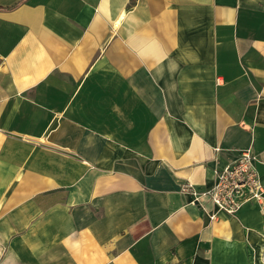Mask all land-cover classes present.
Segmentation results:
<instances>
[{"label": "crops", "instance_id": "obj_1", "mask_svg": "<svg viewBox=\"0 0 264 264\" xmlns=\"http://www.w3.org/2000/svg\"><path fill=\"white\" fill-rule=\"evenodd\" d=\"M242 148L264 0H0V264H264V198L182 188Z\"/></svg>", "mask_w": 264, "mask_h": 264}, {"label": "built area", "instance_id": "obj_2", "mask_svg": "<svg viewBox=\"0 0 264 264\" xmlns=\"http://www.w3.org/2000/svg\"><path fill=\"white\" fill-rule=\"evenodd\" d=\"M257 154L251 148H242L234 160L214 170V179L209 187L197 190L189 181L182 184L183 189L191 193L192 203L210 200L217 209L232 214L244 203L261 202L264 198V187L256 168ZM216 212L209 217L215 219Z\"/></svg>", "mask_w": 264, "mask_h": 264}]
</instances>
